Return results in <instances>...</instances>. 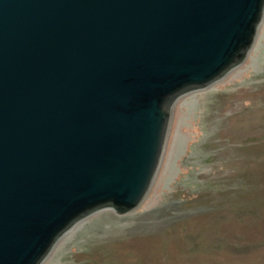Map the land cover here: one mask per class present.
Here are the masks:
<instances>
[{
  "label": "water",
  "instance_id": "1",
  "mask_svg": "<svg viewBox=\"0 0 264 264\" xmlns=\"http://www.w3.org/2000/svg\"><path fill=\"white\" fill-rule=\"evenodd\" d=\"M264 0H0V264L136 207L176 99L239 65Z\"/></svg>",
  "mask_w": 264,
  "mask_h": 264
},
{
  "label": "rangeland",
  "instance_id": "2",
  "mask_svg": "<svg viewBox=\"0 0 264 264\" xmlns=\"http://www.w3.org/2000/svg\"><path fill=\"white\" fill-rule=\"evenodd\" d=\"M41 264H264V15L239 65L174 102L139 204L82 219Z\"/></svg>",
  "mask_w": 264,
  "mask_h": 264
}]
</instances>
